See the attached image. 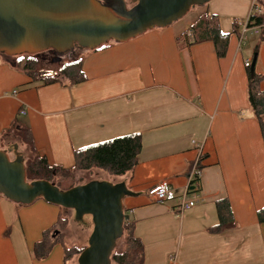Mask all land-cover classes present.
Listing matches in <instances>:
<instances>
[{
	"label": "crops",
	"instance_id": "1",
	"mask_svg": "<svg viewBox=\"0 0 264 264\" xmlns=\"http://www.w3.org/2000/svg\"><path fill=\"white\" fill-rule=\"evenodd\" d=\"M252 4L209 2L207 10L218 22L233 19L219 23L230 35L223 58L211 41L186 43L194 16L125 43L80 50L86 79L77 85L37 82L43 77H31L0 54V150L13 147L26 166L30 152L15 130L29 128L40 157L72 170L75 151L140 134L138 164L119 182L133 193L146 192L123 200L145 248L144 264H264V224L258 219L264 208V140L249 105L245 67L259 45L255 73L264 76V29L255 33L260 40L251 49L240 48L238 19L247 20ZM200 149L202 201L178 217L176 207ZM161 183L172 193L156 203L148 192ZM225 198L235 227L213 235L219 224L216 202ZM62 209L43 199L20 205L0 194V264H78L61 243L49 245L46 258L35 254Z\"/></svg>",
	"mask_w": 264,
	"mask_h": 264
},
{
	"label": "water",
	"instance_id": "2",
	"mask_svg": "<svg viewBox=\"0 0 264 264\" xmlns=\"http://www.w3.org/2000/svg\"><path fill=\"white\" fill-rule=\"evenodd\" d=\"M211 0H0V54L39 55L54 50L61 62L75 49L96 50L111 42L125 43L150 30L167 28L193 8ZM264 3V0H261ZM255 56L251 74H255ZM0 194L20 205L38 199L75 212L77 221L91 216L94 224L88 247L78 264H112V254L124 236L126 197L146 194L129 191L125 183L93 181L62 191L49 181L27 180L22 156L11 160L0 150ZM53 238L60 234L54 232Z\"/></svg>",
	"mask_w": 264,
	"mask_h": 264
},
{
	"label": "trees",
	"instance_id": "3",
	"mask_svg": "<svg viewBox=\"0 0 264 264\" xmlns=\"http://www.w3.org/2000/svg\"><path fill=\"white\" fill-rule=\"evenodd\" d=\"M264 3L262 2V5ZM264 6V5H263ZM251 21L253 26L264 29V13L262 15H252ZM237 31H235L236 33ZM186 43L190 46H194L204 42H213L217 48V54L219 58L225 57L227 48L230 43V35L223 34L219 28L218 18L210 13H204L198 17L196 23L190 27L185 33ZM264 39V38H263ZM104 45L100 48H103ZM98 48V49H100ZM259 51V45L255 49V56ZM17 67H21L22 64H17ZM74 66L75 72H69L67 69H62L61 72L56 74L42 75L46 84L59 83L63 81H69L71 85H77L85 81L86 77L82 71L83 57L78 59ZM24 70L28 74L35 78L32 65L28 62L23 66ZM248 70V101L253 112L255 119L258 121L262 136L264 140V91L261 89V84L264 81V76L251 74V68ZM51 79L50 81H47ZM16 135L19 136L24 146L29 149L31 158L26 162L27 180L29 183L35 181H49L53 182L59 171H71V172H89L93 169H100L108 172L111 176L116 178H123L132 176L135 167L138 164V157L142 151V137L140 134L124 136L114 139L105 143L90 146L78 151H75V166L72 170H63L57 166H52L48 163L46 158H42L38 155L34 144V138L29 128H21L15 130ZM59 187L58 185H56ZM71 187L70 189L74 188ZM60 188V187H59ZM67 191V190H66ZM217 212L219 216V224L211 229V234L219 235L232 230L235 227L233 223V214L227 198L218 200L216 202ZM62 213L56 226L49 232H46L43 239L37 243L35 247V254L37 258H46L50 253V247L52 244H56L59 237L50 239L53 241L49 244L48 238L54 230L63 229L68 225V218L63 217ZM125 214L126 211H125ZM128 215V214H127ZM258 219L260 224H264V208L258 212ZM61 227V228H59ZM59 228V229H58ZM125 242L126 249L122 251H115L112 254V264H144L145 262V248L142 241L136 236V225L131 220L124 224V236L119 242ZM117 243V246L119 244ZM84 249H80L76 254L80 255Z\"/></svg>",
	"mask_w": 264,
	"mask_h": 264
},
{
	"label": "rangeland",
	"instance_id": "4",
	"mask_svg": "<svg viewBox=\"0 0 264 264\" xmlns=\"http://www.w3.org/2000/svg\"><path fill=\"white\" fill-rule=\"evenodd\" d=\"M133 0H126V5L127 8L130 9L129 7L133 5ZM254 1V0H253ZM208 4L204 5L206 6L205 8H201V7H196L194 9H192L185 17V19H183L184 24H186L187 22H189V20L194 16V20L198 18V16L202 13H204L206 11V13H210L207 9H208ZM257 5L259 7H262L263 13H264V4L262 5V1L258 0L257 1ZM203 6V7H204ZM132 8V7H131ZM262 12L259 13L258 11H255V14L257 15H262ZM229 16H226L224 19L219 20L220 25L223 24H227L233 21V19L231 18L229 20ZM240 23H244L246 21L245 17L242 18H238ZM238 21V23H239ZM187 28H189V26H187ZM242 33V31H241ZM260 36L255 35V34H246V36H243L244 40V44L243 42L240 41V48L243 49H251L252 45H255L258 43V41ZM114 42V41H113ZM111 42V43H113ZM110 44V43H109ZM243 44V45H242ZM243 46V47H242ZM229 49V47L227 48V50ZM81 52L80 49H76L75 51H71L66 53L65 55H63L61 62H56L54 64L50 63V64H43L41 62V56L42 55H24V56H16V57H9L7 55H2V56H6V58H8V60L10 62H16L17 64H22V70H24L23 66L25 63H29L30 65H32L33 70L35 71V78L37 77H41L42 75L45 74H56L58 72H61L62 69H67L70 73L71 72H75L76 67L74 66L75 62L82 58L81 56ZM25 71V70H24ZM51 79H48L47 81H50ZM37 82H41L43 84H45L44 82L41 81V79H37ZM16 133V131H15ZM13 147H11L9 149V153L8 156L9 158L13 161L16 158V155L13 154ZM29 158H31V154L28 155ZM26 161H28V159ZM25 159V157H24ZM52 183H55L56 185H58L60 187V189L62 191H66L69 190L71 187L75 186H81V185H86L90 182L93 181H107V182H111L113 184H119L121 181V178H116L111 176L108 172L100 170V169H93L89 172H65V171H59L58 175L53 178ZM63 217L68 218V225L66 227H63V229H59L61 227H59V230H54L49 238H48V242L49 244L53 243V239H56L57 237H59V240H57V243H61V244H65L66 250H67V256L69 258L72 257L75 262H78L79 259V255H77L76 253L80 250V249H85L88 247L89 244V239L93 233L94 230V224H93V220L91 216H85L84 219L82 221H77L76 216H75V212L71 211V210H66L63 209ZM59 231L60 234L57 235L55 238H53L52 240L50 239V237L52 238L54 236V232ZM56 243V244H57ZM127 245L125 244V242L121 241L119 242L118 246L116 247L117 251H122L124 249H126ZM72 264V263H71Z\"/></svg>",
	"mask_w": 264,
	"mask_h": 264
},
{
	"label": "built area",
	"instance_id": "5",
	"mask_svg": "<svg viewBox=\"0 0 264 264\" xmlns=\"http://www.w3.org/2000/svg\"><path fill=\"white\" fill-rule=\"evenodd\" d=\"M258 0H254L252 4V12L244 23H241L240 26L243 27V31L241 33V41L243 36L248 33L255 34L259 31V27L253 26L251 21V16L255 14V11L259 13H263L262 7L257 5ZM251 61L245 63L246 68H251ZM13 96L18 95V91H13ZM25 113V112H24ZM199 153V157L192 163V166L189 171L188 177V186L185 189L184 194L180 197L178 205L176 207L177 216L181 217L183 214L188 211L194 204H197L202 201V198L199 194L201 187V179H202V149ZM172 193V188L167 183H161L153 188H151L148 192V196L156 203H163L167 200L168 196Z\"/></svg>",
	"mask_w": 264,
	"mask_h": 264
},
{
	"label": "flooded vegetation",
	"instance_id": "6",
	"mask_svg": "<svg viewBox=\"0 0 264 264\" xmlns=\"http://www.w3.org/2000/svg\"><path fill=\"white\" fill-rule=\"evenodd\" d=\"M76 50V49H75ZM74 50V51H75ZM39 55H42L41 57V62L43 64H50L52 63L53 64V61L58 57V55L56 54V52L54 50H49V51H46L42 54H39ZM50 75V74H49Z\"/></svg>",
	"mask_w": 264,
	"mask_h": 264
}]
</instances>
